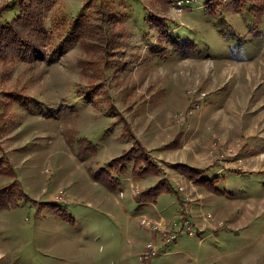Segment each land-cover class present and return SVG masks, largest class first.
Here are the masks:
<instances>
[{"label":"rangeland","instance_id":"rangeland-1","mask_svg":"<svg viewBox=\"0 0 264 264\" xmlns=\"http://www.w3.org/2000/svg\"><path fill=\"white\" fill-rule=\"evenodd\" d=\"M220 2L58 0L61 52L0 64V264H264V14Z\"/></svg>","mask_w":264,"mask_h":264},{"label":"trees","instance_id":"trees-1","mask_svg":"<svg viewBox=\"0 0 264 264\" xmlns=\"http://www.w3.org/2000/svg\"><path fill=\"white\" fill-rule=\"evenodd\" d=\"M57 1L58 0L53 1L52 4L48 6L46 4V0H15L10 5L8 4L7 6L5 5L6 7H4L3 9L5 11L4 12L5 16H8L11 11H16L17 13L15 16L17 18L12 20V22L6 24L3 23L0 24V64L1 65H6L8 63L9 66L11 64L10 63L11 58L13 61L14 59H19L22 60V62L27 63L29 61H32V59L29 58L30 55L36 58V60L47 59V61H51L52 59L48 58V54L54 55L57 53V51L58 54L61 52L60 49L62 48V45L66 42V40L68 42V39L72 34L71 33L72 29L66 31L63 37H60V39L57 40V45L54 44L55 46H53L52 41H50V39L54 36L53 35L54 21L47 24L46 22L50 18V9H52L55 6L56 4L55 2ZM203 1L207 2L208 5L210 4L211 8L216 7L217 5L219 6L222 3L220 2V0H203ZM229 3L231 7H235V8L239 7L241 10H239L238 14L242 15L243 17H245L246 14L247 15L257 14V13L260 15L264 14V0H255V1L233 0V3L230 0ZM260 6H263V8H260ZM141 9L143 13H145L144 16L146 23L145 25L147 26V24L150 23V21L147 20L151 16L153 18V15L147 14L146 12L147 10H145L146 9L145 7L141 6ZM203 19H204L203 22L207 24L212 23L213 21L211 27L212 29H215L218 32H223L222 28L225 27V25H227L231 29L229 33H234L236 30L234 29L235 28L234 25H230L226 22L228 21L229 18H227L223 9L222 10L219 9V11L216 9L214 10L212 9L208 11L207 9L205 11V15ZM44 20L47 21L45 22ZM165 20L163 21L164 23L167 22ZM254 25L255 24L253 23L246 22L248 31L250 30L249 28L253 27ZM58 29L59 28H56L55 30L58 31ZM158 29L161 30L160 33L161 39L159 38L161 44L164 45V43L167 42L168 45L172 48H180V49L187 48L185 46H181L182 43H180L179 40L176 39L180 33L179 30L174 29L175 30V31L173 30L174 33H171V30H169V28H166V26H164L163 24H160ZM164 29H166L167 31H164ZM73 40L75 42L78 41V39L75 37ZM187 40L189 41V43L193 45V49L196 50L197 48L193 40L192 39H187ZM50 47H52V50H50ZM158 48H160V51L165 50L164 46L162 47L158 46ZM18 100H23V99L21 97ZM7 186L4 185V187ZM10 189L11 187H7L0 190L1 192L3 191V193L0 194V211L8 210L12 206L11 198L13 196V193H11V191L9 192L8 199H6L4 196V191L7 190L5 192L6 194Z\"/></svg>","mask_w":264,"mask_h":264},{"label":"built area","instance_id":"built-area-1","mask_svg":"<svg viewBox=\"0 0 264 264\" xmlns=\"http://www.w3.org/2000/svg\"><path fill=\"white\" fill-rule=\"evenodd\" d=\"M185 2H186V0H174V5L176 6V8H178L182 12L183 8L185 7ZM187 2H189V1H187ZM143 222H144V224H147L146 220H144ZM188 229L192 230L191 225L188 226ZM190 232L192 233L193 231H190ZM168 239H169V241L172 240V238H170V237ZM155 255H157V249L153 243H149L146 251L142 253V256H143V258L148 259V258L154 257Z\"/></svg>","mask_w":264,"mask_h":264},{"label":"crops","instance_id":"crops-1","mask_svg":"<svg viewBox=\"0 0 264 264\" xmlns=\"http://www.w3.org/2000/svg\"><path fill=\"white\" fill-rule=\"evenodd\" d=\"M1 250H3V249H1V245H0V261H1V259H3V257L6 256L5 250H3V253L2 254H1Z\"/></svg>","mask_w":264,"mask_h":264}]
</instances>
